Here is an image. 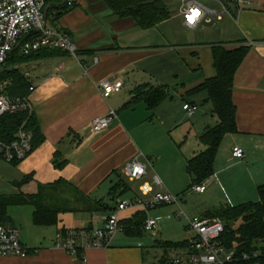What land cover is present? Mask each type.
<instances>
[{
	"label": "crops",
	"instance_id": "0c3cea01",
	"mask_svg": "<svg viewBox=\"0 0 264 264\" xmlns=\"http://www.w3.org/2000/svg\"><path fill=\"white\" fill-rule=\"evenodd\" d=\"M59 1L46 0L45 18L50 26L68 34L75 44V55L50 51L15 67L24 75L26 87H33L29 97L42 135L33 152L13 165L22 173V179L14 183L30 190L19 193H34L38 184L59 179L112 207L136 199L135 184L137 191L142 183H148L153 191L175 196L183 193L191 182L186 162L205 149L199 136L218 122L207 92L195 89L215 75L211 47L223 44L227 48L245 47L246 54L234 74L231 91L236 131L223 137L208 185L214 182L226 191L223 203L228 206L256 202L257 189L264 184V0H197L206 10L204 16L188 28L178 10L175 30L165 23L167 20L144 29L134 18L112 13L102 0H68L66 10L56 17L64 7L48 5ZM97 13L107 14L103 23L97 21ZM116 79L123 82L120 92L103 98L99 84ZM142 85H162L165 96L152 108L143 98L129 103L133 91ZM184 103L196 105L192 116L182 109ZM110 110L116 112V118L109 127L92 133L91 121ZM179 114L191 118L182 142L190 138L185 148L184 143L177 145L181 152L176 153L177 138L172 135L170 140L164 134L172 133ZM235 146L243 150L242 158L232 155ZM161 147L164 154L159 155ZM132 161L146 166L139 179H129L124 173V166ZM170 173H175L172 180ZM154 178L161 184L156 185ZM208 185L199 194H204ZM202 211L204 216L208 209ZM139 213L145 215L142 208L121 212V226L137 223ZM107 214H59L56 225L37 226L44 230L20 238L27 255L0 256V264H172L188 253L186 247L165 251L160 243L188 242L192 231L179 240L154 242L143 235L144 231L134 236L121 231L107 246L86 248L75 255L54 247L60 230L99 227ZM6 215V225L17 227L7 211ZM50 233L53 238L47 241Z\"/></svg>",
	"mask_w": 264,
	"mask_h": 264
},
{
	"label": "built area",
	"instance_id": "2783aa9c",
	"mask_svg": "<svg viewBox=\"0 0 264 264\" xmlns=\"http://www.w3.org/2000/svg\"><path fill=\"white\" fill-rule=\"evenodd\" d=\"M178 4L184 25L195 27L206 13L197 0H173ZM240 1V0H234ZM46 0H0V71L6 66L8 56L17 49L20 55L28 56L42 50H62L75 55L76 47L68 34L48 25L44 8ZM10 80H0V160L8 164H18L25 160L34 150V134L27 127V122L33 113V106L29 93L33 87H27L23 95L10 94L8 87ZM121 80H104L99 84L103 98L120 92ZM182 109L188 116H192L196 105L184 103ZM22 115V123L8 134L2 131L1 118L4 116ZM116 118L114 110L94 118L90 123V130L94 134L106 130L111 121ZM232 155L243 157V150L233 147ZM146 166L132 161L124 166V173L129 179H139L145 174ZM156 185L160 181L154 178ZM208 182L192 186L196 193H203ZM139 190L143 197L130 201L116 203L115 207L103 217L99 227L66 229L55 234L54 247L66 251L71 255L78 254L86 248H101L108 245L109 240L118 232L123 231L119 215L123 211L137 208L150 210L160 205L177 202V196L161 190L153 191L148 183H142ZM187 221V227L193 232L188 240L189 251L184 258L172 260V264H238L241 261H255V264H264V239L253 244L251 253L238 255L234 248H226L219 238L224 230L223 222L217 217L188 216L185 212L178 213ZM159 218H146L142 229L146 232L154 231L159 224ZM28 251L20 240V231L17 227L4 224L0 220V256H25Z\"/></svg>",
	"mask_w": 264,
	"mask_h": 264
},
{
	"label": "trees",
	"instance_id": "16d2710c",
	"mask_svg": "<svg viewBox=\"0 0 264 264\" xmlns=\"http://www.w3.org/2000/svg\"><path fill=\"white\" fill-rule=\"evenodd\" d=\"M110 10L119 17L130 16L144 29L156 27L169 17V11L162 0H103ZM58 11L56 17L66 9ZM50 51L42 50L28 56L20 55L15 49L9 56L6 66L0 71V80H10L8 87L10 94L23 95L27 91V81L24 75L15 68L38 54ZM215 75L206 79L195 90L207 92V101L212 105V114L218 119L215 126L207 128L200 136L199 141L205 149L191 157L186 162V171L191 178L189 189L197 184L208 182L213 175V162L218 147L226 134L236 131L235 105L231 100L234 74L246 54L245 47L227 48L223 44H213L211 47ZM165 96L164 86L148 87L142 85L133 91L129 103L137 99L146 100L149 108L156 106ZM22 115L4 116L1 118L2 131L8 134L22 123ZM27 127L34 134V147L42 141V135L37 127L34 115L27 122ZM17 165V164H13ZM18 185V184H17ZM19 186V185H18ZM258 200L237 206H222L209 209L205 217H217L224 224V230L219 241L228 249L234 248L238 255L251 253L253 244L264 239V184L257 189ZM11 205H30L33 207L32 222L35 226L50 227L59 222L62 213H94L100 211L110 212L114 207L104 200H94L85 195L63 179L49 184H38L34 193H18L0 195V220L6 224V211ZM138 222H126L123 231L129 236L140 235L145 216L139 213ZM241 219L239 225L234 224ZM141 224V226H137ZM160 246L167 251L177 247H186V241H162ZM238 264H255V261H241Z\"/></svg>",
	"mask_w": 264,
	"mask_h": 264
},
{
	"label": "rangeland",
	"instance_id": "374dc122",
	"mask_svg": "<svg viewBox=\"0 0 264 264\" xmlns=\"http://www.w3.org/2000/svg\"><path fill=\"white\" fill-rule=\"evenodd\" d=\"M162 1L166 6L167 10L169 11V17L167 21H165V23H169V25H171L172 28L174 27L175 30V25H176L175 16L178 15V9H177L178 4L176 1L173 0H162ZM106 16H107L106 13H97V21L103 23L105 21ZM165 23H163V26H161V28L164 30L165 27H167ZM179 108H180V104H179ZM177 117L180 119L175 120V125L172 128L173 129L172 133L170 132L169 134L168 132H165L164 135L166 136V138L168 139L170 138V140L172 135L174 136V138H177L176 139L177 143L174 146V148L176 153L177 151L178 153H180L181 147H178L177 145L181 146L184 143L182 141H185V136H187V131L191 122V118L188 116H183V114H182L183 118L180 116V114L177 115ZM178 138L181 139L179 140ZM188 139L187 142L183 144L184 148L188 143ZM157 152H158L157 154L159 155L164 154V151H162V147L161 149H158ZM171 170L172 172H175L177 169L173 167ZM174 174L175 173L171 174L170 180L173 179ZM21 179H22V173L16 167L0 160V195H12L19 192H29L30 190L26 189L27 187L20 188L14 183V180L19 181ZM124 181L127 184L129 183L128 178H125ZM137 188L138 185L135 184L134 192L136 193V196L145 199V197L141 195L140 190L137 191ZM225 195H226V191L225 190L222 191L220 187L214 182L208 185L207 191L204 194H199L191 191L188 185V187L187 186L185 187L183 193L176 195L177 196L176 203L160 205L148 211L144 210L145 215L144 214L143 215L145 216V218H159L160 220L158 227L154 231L152 232L144 231L143 235L145 237L150 238L151 242L160 239L179 240L180 238H183L185 233L190 230L187 227L186 219H184L178 213L183 211L188 216H193V215L201 216L203 212L202 210L205 209L209 210V209H215L222 206H226V204L223 203L225 201L223 200V198H225ZM251 200L252 201L256 200V198ZM209 205H211L212 207H207ZM32 213H33V207L30 205H18V206L11 205L8 206L7 208L8 216L15 222V224L19 228V231L21 230L20 238H23L24 235L35 234L38 233L39 231L44 230L42 228L39 229L37 226L33 224ZM240 222L241 219H238L234 224H232V226L236 228ZM137 226H141V224L139 223V225ZM49 229L52 231V228ZM158 230H160V232ZM52 235H53L52 233L48 234V236L45 237L46 240L49 241L51 238H53Z\"/></svg>",
	"mask_w": 264,
	"mask_h": 264
},
{
	"label": "water",
	"instance_id": "95a60500",
	"mask_svg": "<svg viewBox=\"0 0 264 264\" xmlns=\"http://www.w3.org/2000/svg\"><path fill=\"white\" fill-rule=\"evenodd\" d=\"M67 2H68V0H60L58 3H50L48 6H50L52 4L54 7L62 8V7H64L67 4ZM45 11H46V9H45ZM45 11H44V13H45Z\"/></svg>",
	"mask_w": 264,
	"mask_h": 264
}]
</instances>
